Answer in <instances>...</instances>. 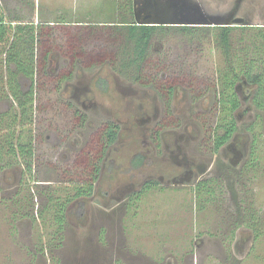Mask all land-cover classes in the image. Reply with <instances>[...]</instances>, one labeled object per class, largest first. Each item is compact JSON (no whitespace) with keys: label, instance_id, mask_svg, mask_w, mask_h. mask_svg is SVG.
Instances as JSON below:
<instances>
[{"label":"flooded vegetation","instance_id":"obj_1","mask_svg":"<svg viewBox=\"0 0 264 264\" xmlns=\"http://www.w3.org/2000/svg\"><path fill=\"white\" fill-rule=\"evenodd\" d=\"M156 44L163 45L160 40H154L152 43L154 52L159 51ZM52 56L45 68L41 65L43 70L38 71L40 72V75L38 73L36 76L38 79L31 81L22 78L19 82L24 93H30L33 89V123L35 114L41 109L37 102V92L43 89V83L46 84L45 88L48 86L50 90L52 88L60 95L61 103L67 111L72 113L73 132L71 131V134L74 136L66 140L63 136L46 134L44 139L58 141L68 147L70 151L61 154L64 163L71 161V164H74L75 159L89 158L90 164L86 165V170L82 164L83 171H87L88 174V183L92 179L91 173L96 169L94 160L98 154L103 153L99 177L93 183L92 191L78 196L73 201V203H80L75 211L78 219H90V213L88 215L86 210V202L89 200L97 201L96 205L100 211L105 214L109 212L108 186L118 189L116 194L120 196L126 197L129 192H132L127 198L118 197V201H123L124 204L127 200L129 205L138 203L147 193L161 187L172 188L175 191H194L198 197L196 204H200V209L215 213L212 219L203 223L202 231L192 232L193 240H189L191 246L180 247L182 252H179L185 255L179 261L177 259V262L174 257H171L166 264H249V256H251V264H264V214L260 209L254 208L256 198L252 192L256 172L264 170L258 155L259 151L264 149V109L253 105V93H250L254 90L253 86L246 80L235 84L237 104L234 107V104H225L224 97L221 95L217 96L219 99L217 103L214 88H209L204 94L196 95L192 88L185 89L182 83L179 80L177 82L171 74L152 70L150 72L156 76L153 77L154 82L149 85L145 86L143 82L133 84L132 78L119 83L122 88L119 91L125 101L120 111L128 115L129 96L127 94L131 95L129 102L139 105V111L134 117L136 122L132 126L127 121L122 124L120 120L119 122L111 120L112 108L103 106L96 99L97 95L111 96L114 81L121 78L120 74L111 69L109 63H105L108 64L109 71L102 69L105 64L86 68L79 60L73 65L72 59L67 55L57 53L58 60L54 65ZM91 71H98L96 77L79 78L80 72L88 76ZM104 72H107L106 76L102 75ZM218 88L217 85L216 89ZM182 100H188V109L193 101L194 103L197 101L212 103L213 107H209L208 111L202 110L194 117L196 122H201V114L205 117V114L212 113L210 110H214L216 117L211 124L207 125L204 133L201 131L202 133L192 135L189 130H187L188 133L181 132V128L188 122L176 116V104ZM5 101L6 108H0V114L13 112L17 105L12 96ZM229 107L233 108V111H228ZM251 109L254 112L255 121L245 124L244 116L251 112ZM210 118H213V115ZM256 126L261 127L263 132H256ZM111 128L117 134L113 144H110L108 135ZM34 139L33 169L37 161L38 137L35 133ZM118 144L120 146H117ZM136 147L140 150L135 152L136 157L133 159L135 165L128 170V174L132 172L136 175L135 180L131 182V187H129L131 183H128L130 180L124 176L121 169H118V174L113 173L112 176L104 177V170L110 167L107 163L118 162L127 151ZM6 161L7 159L0 160V191L4 190L5 193L13 191L14 194L8 197L11 198L9 203L13 205L22 203L28 211L25 214H31V199L26 197V192L22 188L25 177L30 181L29 177L25 176L24 168L8 166ZM112 172L113 170L105 174ZM35 181L34 179L33 182ZM99 184L103 185L101 191H98ZM117 184L122 186L118 188ZM97 192H100V198L96 197ZM209 205L213 206L208 207ZM105 217H112V214ZM33 252L38 256L45 255L44 248H37ZM26 253L33 254L31 251ZM98 253L103 259L101 264H105L106 257H102L104 251ZM105 254L109 255L107 252ZM198 255H200L199 258ZM31 260L30 257L29 264Z\"/></svg>","mask_w":264,"mask_h":264},{"label":"rangeland","instance_id":"obj_2","mask_svg":"<svg viewBox=\"0 0 264 264\" xmlns=\"http://www.w3.org/2000/svg\"><path fill=\"white\" fill-rule=\"evenodd\" d=\"M26 1L1 0L0 4L5 13L13 20H35L40 23L56 25L58 18L67 22H110L121 18L122 8L126 3V0H35L36 9L34 10ZM202 1L211 11L237 9L238 16L246 18L255 26H264V0ZM55 27H57L55 45L58 46L65 40L66 33L61 29L62 26ZM162 44H156V48L159 50L157 52L162 54L154 56L153 63L155 62L159 69L158 63L163 61L164 64L160 71L172 74L173 78L180 77L179 81L182 86L185 89L192 88L196 95L204 94L209 88H214L216 81L221 77L220 71L227 67L223 56L219 51L213 49L214 45L208 40L203 41L200 47L196 44L184 43L181 39H171L167 43L162 42ZM100 45L92 42L90 47L98 48ZM57 58V53H55L52 56L54 65ZM110 67L115 73L120 74L121 78L114 81L110 92L111 96L97 95L96 99L103 106L112 108L111 120L116 122L120 120L122 124L127 121L133 126V123L136 122L134 117H136L135 113L139 111V105L129 102L131 95L127 94L129 96L128 115H124L125 112L122 113L120 109L125 101L119 91L122 89L121 82L124 83L126 79L132 80V74H127L122 70L119 72L117 71L118 67L115 68L111 65ZM108 68V64H105L102 69L109 71ZM97 73L98 71H91L86 76L80 72L79 78L89 79ZM102 75L106 76L107 72ZM131 83L135 82L131 81ZM42 87L44 90L37 92V102L41 109L35 114L34 121L35 135L38 140L36 143L37 161L36 167L33 169V177L37 184L33 182V179L27 181L25 177L22 185L26 197L31 199L32 215L25 214L28 211L24 204L9 203L11 198L8 197L14 194L13 191L9 193H5L4 190L0 191V264H29L30 257L31 264H101L103 259L98 253L99 251H104L102 257H106V261L108 260L105 261V264H166L171 257H174L176 262L177 259L179 261L185 255L181 253L180 247L191 246L189 240H193L192 232L202 231L203 223L212 219V215L215 213L211 210L206 212L200 209V204H196L198 197L194 191H175L172 188L161 187L147 193L138 203L129 205L127 200L124 204L123 201H118V197L127 198L132 192H129L126 197L120 196L116 194L118 189L108 186L110 199L108 200L109 212L107 214L98 209L97 201L89 200L86 202V210L88 215L90 213V219L80 220L75 213L80 203L71 202L66 206L68 215L65 224L61 227L57 223V198L63 199L67 195H73L72 184L85 183L87 171H83V166L86 170L87 163H83L82 158L75 159L74 164H71V161L64 163L61 154L70 151L68 147L58 141L44 139L46 134L63 136L66 140L74 135L71 134L73 132L72 113L65 109L64 104L61 103L60 95L56 91L52 88L51 91L48 86L45 88V83ZM132 100L134 101L133 97ZM188 100H190V96H188ZM188 100H182L176 104V116L188 121L187 125L181 128V132L188 133L187 130H189L192 135L201 131L204 133L207 125L211 124L216 117L214 110H210L212 113L205 114V117L201 114V122L205 119L202 124L199 121L196 122L194 117L202 110L208 111L209 107H213L212 103L204 101L194 103L195 101H193L189 104L188 109ZM0 108H6L5 99L0 104ZM251 112L244 116L245 124L255 121L252 109ZM211 115L213 118H210ZM256 128V132H263L261 127L256 126ZM137 150L140 148L136 147L127 151L116 163H107L110 167L104 170V177L112 176L113 173L118 174V169H121L124 176L130 180V182L127 181L128 183L134 181L135 173L128 174V170H130L129 167L135 165L133 159L136 157ZM121 155L123 154L121 153ZM258 155L264 169V149L260 150ZM132 161L133 165H131ZM82 164L84 165L82 166ZM112 170V173L105 174ZM25 176H27L26 173ZM131 185L132 183L129 184V187ZM102 186L99 184L98 191L102 190ZM121 186L119 185L118 188ZM252 192L256 198V207H253L260 209L264 214V170L256 172L255 180L252 183ZM99 193L96 194L97 198H100ZM25 200L27 199L25 198ZM210 206L213 205L208 207ZM110 214L112 217H105ZM60 227L63 228L62 237H57V230L61 229ZM100 230L102 231L100 232ZM37 248H44L45 255L34 254L33 251ZM26 251H31L33 254L30 255ZM106 252L109 255L105 254ZM212 260L215 261L214 258ZM248 261L251 264V256Z\"/></svg>","mask_w":264,"mask_h":264},{"label":"trees","instance_id":"obj_3","mask_svg":"<svg viewBox=\"0 0 264 264\" xmlns=\"http://www.w3.org/2000/svg\"><path fill=\"white\" fill-rule=\"evenodd\" d=\"M26 2L36 9L35 0ZM63 20L58 18L56 25L35 20H13L0 4V101L12 96L17 103L13 112L0 114V160L7 158L8 166L24 168L30 181H34V95L33 89L30 93L22 91L19 79H38L37 74L40 75L55 53L67 55L72 59L73 65L79 60L86 68L109 63L115 68L118 67L119 72L122 70L132 74L134 82H143L146 86L154 82L153 77L156 76L150 71H160L164 64L163 61L159 62L158 69V65L153 63V57L162 54L152 51L154 40L167 43L171 39H181L184 43L196 44L198 47L208 40L214 45L213 49L223 56L227 65V71H220L221 77L214 85L216 102L219 103L217 96L221 95L225 104L231 103L236 107L234 86L237 82L246 80L254 88V92L250 91L253 93V105L264 109V26H138L134 22L133 0H126L121 18L110 22ZM55 26H62L61 29L65 30L66 38L61 42L62 45H55ZM92 42L101 45L91 48ZM175 79L179 82L180 77ZM217 85L220 89H216ZM227 110L231 112L233 108L229 107ZM226 115L228 116V113ZM108 135L110 144H113L116 131L111 128ZM102 159L103 153L96 156V169L91 173L92 179L89 183L87 174L84 184H72L73 195H67L63 199L57 198L56 221L61 227L67 220L66 206L78 196L92 191L93 183L99 177ZM84 162L86 165L90 164L89 158L83 159ZM57 232L56 236L62 237L63 228Z\"/></svg>","mask_w":264,"mask_h":264},{"label":"water","instance_id":"obj_4","mask_svg":"<svg viewBox=\"0 0 264 264\" xmlns=\"http://www.w3.org/2000/svg\"><path fill=\"white\" fill-rule=\"evenodd\" d=\"M138 26L249 27L255 26L233 11L214 12L202 0H133Z\"/></svg>","mask_w":264,"mask_h":264}]
</instances>
